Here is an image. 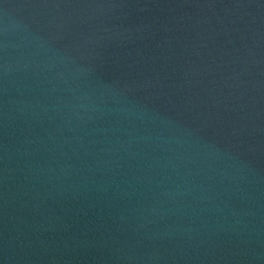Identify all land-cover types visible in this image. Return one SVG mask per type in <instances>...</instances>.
<instances>
[{
	"label": "water",
	"instance_id": "obj_1",
	"mask_svg": "<svg viewBox=\"0 0 264 264\" xmlns=\"http://www.w3.org/2000/svg\"><path fill=\"white\" fill-rule=\"evenodd\" d=\"M0 264H264V0H0Z\"/></svg>",
	"mask_w": 264,
	"mask_h": 264
}]
</instances>
